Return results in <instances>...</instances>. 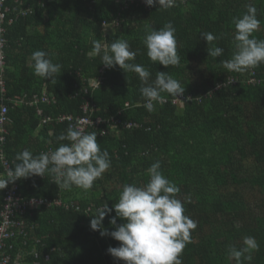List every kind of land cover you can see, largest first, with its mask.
<instances>
[{"label": "trees", "instance_id": "obj_1", "mask_svg": "<svg viewBox=\"0 0 264 264\" xmlns=\"http://www.w3.org/2000/svg\"><path fill=\"white\" fill-rule=\"evenodd\" d=\"M250 3L260 21L253 36L264 40V0H176L169 9L147 6L144 0L5 1L9 8L32 11L14 16L9 24L8 16L4 21L0 110L5 102L11 121L0 125V155L14 167L16 155L25 149L39 155L69 143L57 139L73 127L71 121L57 120L66 114L100 118L85 133L96 132L111 159V167L87 191L59 188L51 173L14 182L25 204L22 213H15L25 234L7 241L8 264H124L107 252L120 242L92 230L90 220L106 203L113 211L103 225L114 230L109 220L116 215L114 204L123 186H144L156 161L180 188L185 215L197 224L182 264H236L229 247H243L246 236L259 245L250 264H264V64L229 72L222 63L235 51L233 18L245 14ZM168 22L176 29L178 67L152 62L143 42L146 27L158 30ZM207 32L220 38L207 44L201 36ZM117 39L129 42L137 52L131 62L149 70L153 81L157 72L178 80L185 87L184 99L175 104L173 95L162 92L166 101L147 111L138 74L118 65L107 68L100 56L90 55L93 40L110 45ZM214 46L224 49L220 57L208 56L207 48ZM37 50L47 52L62 72L53 79L37 76L32 60ZM102 67L101 82L91 86L89 80ZM20 96L22 101L13 100ZM117 119L121 122L114 126ZM125 121L137 125L124 127ZM1 174L6 178L0 159ZM10 184L0 190V213ZM32 199L42 202L30 203ZM123 222L117 217V224Z\"/></svg>", "mask_w": 264, "mask_h": 264}, {"label": "clouds", "instance_id": "obj_2", "mask_svg": "<svg viewBox=\"0 0 264 264\" xmlns=\"http://www.w3.org/2000/svg\"><path fill=\"white\" fill-rule=\"evenodd\" d=\"M147 6L159 5V8L169 9L175 6L176 0H144ZM235 51L230 60L223 61V67L229 72H244L264 64V40H258L253 33L258 30L260 21L257 19V8L254 4L247 5V11L241 17H234ZM176 29L171 22L160 29L146 27L144 44L147 56L152 62H159L165 67H178L180 56L177 52ZM207 44L220 37L211 32L201 33ZM92 56H100L101 63L107 68L117 65L125 73L138 74L141 81L140 92L144 97V107L147 111L155 110V103L166 101L162 92L180 96L185 87L166 72H157L151 79V73L143 65L132 63L137 55L125 39H117L110 45H104L99 40L92 41ZM208 56L220 57L224 49L218 46L207 48ZM34 73L44 79H53L62 72V66L53 63L49 54L37 50L32 54ZM67 140L51 152L39 155L27 149L15 157L14 167L7 169L6 178L0 175V190L9 183L34 175L44 176L51 173L53 182L59 188L70 190L72 186L87 191L93 187L94 181L111 167L109 152L101 150L97 142V133H85L80 128L69 127L66 133L58 138ZM159 161L153 163L148 171V182L140 187L135 184H125L120 192L118 202L114 204L115 216L109 223L114 230L108 231L103 225L105 216H110L113 208L106 203L97 209L96 215L90 220V228L99 230L101 236L110 235L120 244L109 247L107 252L124 264H182L181 255L190 241L191 230L197 224L185 215L184 201L178 198L180 188L170 181L160 170ZM191 202L190 197L185 198ZM117 217L125 222L117 224ZM243 247H229V258L236 264L252 260L251 253L259 249L254 237L246 236Z\"/></svg>", "mask_w": 264, "mask_h": 264}, {"label": "built area", "instance_id": "obj_3", "mask_svg": "<svg viewBox=\"0 0 264 264\" xmlns=\"http://www.w3.org/2000/svg\"><path fill=\"white\" fill-rule=\"evenodd\" d=\"M6 0H0V26H4V21L6 19V16H8L7 23L9 24L12 20L15 19L14 16L19 15H25L28 12L32 11L31 7H25V6H14L12 8H9L5 5ZM2 30V28H0ZM3 39L0 36V92L1 94L5 91V83L3 80L4 75V66H5V54H4V48H3ZM102 77L97 78H91L89 80L90 85L97 87L98 84L101 82ZM23 100V97H15L13 100ZM184 97L181 94L180 96H176V99L174 101H181ZM2 107L0 110V125L2 126L5 122L11 121V118L8 115V105L5 104V102L2 103ZM5 104V105H4ZM125 106H128V102L125 103ZM84 108H88V105L85 104ZM57 120L64 121L68 120L71 121V126L74 128H80L84 132H86L87 127L93 123L99 124L100 121H102L100 118H97L96 120H91L89 116H82L74 119L70 115H61L57 117ZM46 121V120H45ZM120 120H114L113 125L116 126V124H119ZM136 123L125 121L123 122L124 127H132L136 126ZM2 131H5L4 128H2ZM3 138V136H1ZM0 159L2 160V165L4 167L5 172L7 173V169L11 166L10 162L4 158V155H0ZM11 186L7 189L5 192L4 197V203L3 207L0 213V264H8L10 257L8 254L5 253V248L7 241L14 237L17 234H25V231H23L21 228L18 227V220L16 219V211H20L22 213L25 209V204L21 202V196L18 194V187L16 183L10 184ZM30 203H41V199H32L29 201ZM28 202V203H29ZM57 203H60V201H56Z\"/></svg>", "mask_w": 264, "mask_h": 264}, {"label": "rangeland", "instance_id": "obj_4", "mask_svg": "<svg viewBox=\"0 0 264 264\" xmlns=\"http://www.w3.org/2000/svg\"><path fill=\"white\" fill-rule=\"evenodd\" d=\"M0 28H2V30H0V35H1L2 39H3V45H4L3 48H5L6 39L4 37V33H5L6 29H5V26H0ZM105 28H107L106 30L110 31L112 26L110 25V26H107ZM104 69H105V67H102L101 69H99V75L97 77H103Z\"/></svg>", "mask_w": 264, "mask_h": 264}, {"label": "crops", "instance_id": "obj_5", "mask_svg": "<svg viewBox=\"0 0 264 264\" xmlns=\"http://www.w3.org/2000/svg\"><path fill=\"white\" fill-rule=\"evenodd\" d=\"M34 135H35V136L38 135V131H37V129L35 130ZM1 175H2V174H1Z\"/></svg>", "mask_w": 264, "mask_h": 264}]
</instances>
